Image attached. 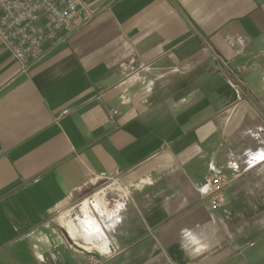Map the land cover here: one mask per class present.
<instances>
[{
    "label": "crops",
    "instance_id": "0c3cea01",
    "mask_svg": "<svg viewBox=\"0 0 264 264\" xmlns=\"http://www.w3.org/2000/svg\"><path fill=\"white\" fill-rule=\"evenodd\" d=\"M83 2L27 73L0 42V264H264V0Z\"/></svg>",
    "mask_w": 264,
    "mask_h": 264
},
{
    "label": "built area",
    "instance_id": "2783aa9c",
    "mask_svg": "<svg viewBox=\"0 0 264 264\" xmlns=\"http://www.w3.org/2000/svg\"><path fill=\"white\" fill-rule=\"evenodd\" d=\"M93 16L83 0H0V42L18 62L21 73H27L44 57L43 44L64 42ZM229 183L220 174L207 177L204 192L212 207L223 202V190Z\"/></svg>",
    "mask_w": 264,
    "mask_h": 264
},
{
    "label": "rangeland",
    "instance_id": "374dc122",
    "mask_svg": "<svg viewBox=\"0 0 264 264\" xmlns=\"http://www.w3.org/2000/svg\"><path fill=\"white\" fill-rule=\"evenodd\" d=\"M114 180L115 179H108V180H105V181H102V182H100L101 184L97 187V189H95V191L94 192H92L91 194H89V195H87V196H85V197H83V198H81V199H79L80 201H73L71 204H69L65 209H63L62 211H60L59 213H56L55 215H53V218H56L57 216H59L60 214H62L63 212H65V210H66V213H67V210L69 209V208H71L72 206L74 207L73 209H72V211H71V213H74V214H76V213H78V210H79V208H81L80 207V204H82L81 202L82 201H84L85 199H87L88 197H90V196H92L93 194H95L96 192H98V191H104V192H106V194L108 193V196H110V195H114V192L116 193V190H118V186H117V184H115L114 183ZM97 194V193H96ZM101 197H102V195L101 194H99ZM77 202V203H76ZM102 202V201H101ZM77 206V207H76ZM70 210V209H69Z\"/></svg>",
    "mask_w": 264,
    "mask_h": 264
},
{
    "label": "bare ground",
    "instance_id": "6f19581e",
    "mask_svg": "<svg viewBox=\"0 0 264 264\" xmlns=\"http://www.w3.org/2000/svg\"><path fill=\"white\" fill-rule=\"evenodd\" d=\"M89 200H86L84 202V206H83V211H84V214H85V218H84V223H86L87 225H89L91 227L92 225V222L93 220H91V217H90V213L88 211V208H87V204H88ZM86 226V225H85ZM87 228V227H86ZM72 233V232H71ZM73 234V233H72ZM75 235V234H74Z\"/></svg>",
    "mask_w": 264,
    "mask_h": 264
}]
</instances>
